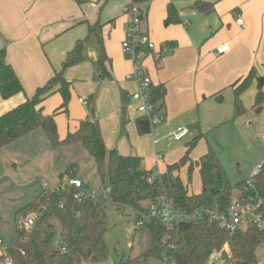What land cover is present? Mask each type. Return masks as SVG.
I'll use <instances>...</instances> for the list:
<instances>
[{"label":"crops","instance_id":"obj_1","mask_svg":"<svg viewBox=\"0 0 264 264\" xmlns=\"http://www.w3.org/2000/svg\"><path fill=\"white\" fill-rule=\"evenodd\" d=\"M196 1L211 4L212 10L200 13ZM132 3L144 10L143 28L156 46L171 48L159 61L146 59L151 86L162 85L165 90L162 108L153 112L161 118L158 125L150 114L138 110L137 83L126 78L132 64L121 43L129 21L124 9ZM169 4L177 21L166 24ZM96 23L102 26L109 61L105 78L96 67V38L88 34V26ZM78 41H84V60L64 71L72 89L67 113L55 116L59 138L88 118L107 150L139 157L145 170L157 174L180 160L188 142L197 139L190 153L195 161L213 146L216 134L236 126L240 117L232 118L234 90L251 70L256 77L241 95L246 111L257 108L259 79L264 94V0H87L82 5L75 0H0V50H5V61L23 88L6 100L0 98V115L34 95L59 72ZM222 44L227 45L226 52L216 55ZM82 98L88 99L87 107ZM61 101L59 93L48 96L42 115H51ZM178 128L188 134L176 141L170 134ZM65 146L72 152L85 151L79 142ZM74 163V178L85 185Z\"/></svg>","mask_w":264,"mask_h":264},{"label":"trees","instance_id":"obj_2","mask_svg":"<svg viewBox=\"0 0 264 264\" xmlns=\"http://www.w3.org/2000/svg\"><path fill=\"white\" fill-rule=\"evenodd\" d=\"M86 1L75 0L78 5ZM194 6L202 14L212 10L211 4L202 1H196ZM175 13L174 7L169 4L166 24L176 20ZM88 34L96 38L98 45L99 58L96 67L101 77H108L105 62L109 61L104 48L102 26L99 23L89 25ZM83 44L84 41L76 43L68 53L61 70L45 85L37 88L34 95L0 115V149L41 128L51 147L77 142L83 145L94 159L98 177L102 183H106L105 191L113 205L117 207L125 206L142 213L147 212L150 207L148 205L144 207V203L154 205L160 199L166 198L176 209L187 213L197 209H211L214 206L225 210L238 190L239 195L245 194L253 202L260 201L259 211L264 216V161L259 166L257 174L252 176V187L246 191L245 182L236 185L230 183L215 151L210 146L198 160L190 158L197 139L188 142L180 160L167 165L165 171L160 174L145 170L139 157L122 156L116 150H107L100 133L88 118L79 120L77 128L60 139L55 116L58 113H67L72 89L71 83L64 78V71L84 60ZM255 77L251 70L236 86L232 107L233 119L246 113L241 95ZM21 92L22 85L11 66L5 61V50L1 49L0 98L6 100ZM53 93L60 94L61 104L51 115L43 116L42 103ZM164 95L162 85L151 86L150 102L156 109L162 108ZM263 103L264 94L259 82L254 107H259ZM76 167L77 164H70L60 173V181L55 189L44 188L33 201L17 212L16 217L19 220L15 219L14 239L7 245L13 264H108L106 262L109 252L105 242L107 218L103 200L92 198L85 185L84 189L80 190L62 181L64 177L75 179ZM182 168L186 169L188 181L193 170L197 169L201 186L198 193H191L188 184L183 183L180 177ZM79 194H82L80 198ZM24 209L25 214H22ZM30 211H36L37 218L31 229L26 230L21 218ZM53 221L58 222L61 227L59 244L54 241ZM144 227L149 230L151 240L150 249L145 256L154 257L165 264H207L210 253L219 251L225 243L231 253L229 258L224 255L225 264H258L256 250L264 246V232L255 226H245L229 235L216 221H211L207 217L193 223H176L165 241H163L166 235L165 228L159 222L151 219Z\"/></svg>","mask_w":264,"mask_h":264},{"label":"rangeland","instance_id":"obj_3","mask_svg":"<svg viewBox=\"0 0 264 264\" xmlns=\"http://www.w3.org/2000/svg\"><path fill=\"white\" fill-rule=\"evenodd\" d=\"M146 61L143 62L144 65L148 64ZM261 133H264V103L257 108L248 109L229 131L215 135L216 142L211 147L232 185L246 182L253 175V170L263 163L264 142ZM72 161L78 163V171L88 193L94 190L97 197L106 193V183L99 179L95 161L86 150L72 152L65 145L51 147L41 128L0 149L1 245H7L14 239L15 219L19 220L17 212L33 201L44 188L55 189L60 181V173ZM180 177L184 184H188L191 193L199 191L201 186L196 169L189 181L186 170L181 169ZM103 202L107 218L105 242L109 252L106 263L165 264L159 259L145 256L150 249L151 240L146 227L135 226L140 214L128 207L113 205L107 193ZM143 205L150 206L146 203ZM25 211L26 209L22 214ZM53 223L54 241L59 244L61 227L58 222ZM256 256L257 263L264 264V246L256 250Z\"/></svg>","mask_w":264,"mask_h":264},{"label":"built area","instance_id":"obj_4","mask_svg":"<svg viewBox=\"0 0 264 264\" xmlns=\"http://www.w3.org/2000/svg\"><path fill=\"white\" fill-rule=\"evenodd\" d=\"M124 13L127 15L129 21L124 33V39L121 43V48L122 52L129 58L132 64V70L126 78L128 80H134L137 83V99L141 103L138 110L142 113L150 114L152 123L158 125L161 123V118L153 113L156 108L154 104L150 102L149 97L151 79L146 72V67L143 62L147 58H153L159 61L164 55L168 54L171 49L165 45L157 47L151 40L149 33L144 30L142 24L145 12L136 3L127 6L124 9ZM238 22L240 24L243 23L241 19H239ZM226 50L227 45L222 44L216 48L215 54L221 55L226 52ZM81 102L84 106H88V99L82 98ZM187 134V129L178 128L170 135L173 140L179 141L185 138ZM263 137L262 135V138ZM157 158H159V156H157ZM258 170L259 166L254 170L252 176H255ZM252 176L245 182L246 191L252 187ZM64 183L80 190L84 189V184L79 179H68ZM89 194L94 199L104 200L106 193L97 197L95 191L92 190ZM81 195L82 194H79L78 198H80ZM260 204V201H251L245 194H236L225 210H220L217 206H214L211 209H197L187 213L179 211L168 199L163 198L156 204H151L147 212L139 213L140 219L135 223V226L142 227L149 223L151 219L156 220L165 228L166 235L163 241L169 238L168 233L176 223H193L205 217L209 218L211 221H216L219 227L229 235L234 234L245 226H255L258 230L264 232V216L259 211ZM36 218L37 212L30 211L23 219V227L26 230L31 229ZM1 244L2 243H0V264H13L8 254L7 245ZM224 255H226L227 258L231 256L227 243H225L219 251L210 253L207 264H225Z\"/></svg>","mask_w":264,"mask_h":264},{"label":"water","instance_id":"obj_5","mask_svg":"<svg viewBox=\"0 0 264 264\" xmlns=\"http://www.w3.org/2000/svg\"><path fill=\"white\" fill-rule=\"evenodd\" d=\"M259 82L261 83V80L259 79ZM107 192H109V189H107Z\"/></svg>","mask_w":264,"mask_h":264}]
</instances>
